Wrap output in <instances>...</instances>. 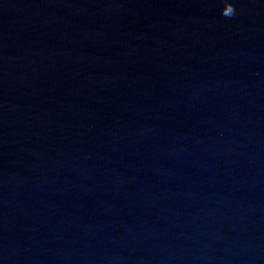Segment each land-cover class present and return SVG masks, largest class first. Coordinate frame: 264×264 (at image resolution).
Segmentation results:
<instances>
[{
    "label": "water",
    "instance_id": "1",
    "mask_svg": "<svg viewBox=\"0 0 264 264\" xmlns=\"http://www.w3.org/2000/svg\"><path fill=\"white\" fill-rule=\"evenodd\" d=\"M0 0V264H264V0Z\"/></svg>",
    "mask_w": 264,
    "mask_h": 264
},
{
    "label": "clouds",
    "instance_id": "2",
    "mask_svg": "<svg viewBox=\"0 0 264 264\" xmlns=\"http://www.w3.org/2000/svg\"><path fill=\"white\" fill-rule=\"evenodd\" d=\"M235 14V9L231 3H228L227 0H225V6L222 9V15L225 17H231Z\"/></svg>",
    "mask_w": 264,
    "mask_h": 264
}]
</instances>
